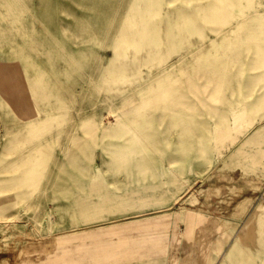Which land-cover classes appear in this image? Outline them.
Instances as JSON below:
<instances>
[{
    "label": "rangeland",
    "instance_id": "rangeland-1",
    "mask_svg": "<svg viewBox=\"0 0 264 264\" xmlns=\"http://www.w3.org/2000/svg\"><path fill=\"white\" fill-rule=\"evenodd\" d=\"M192 49L184 115L210 121L140 116L149 73ZM30 55L46 75L0 77V264H206L210 238L243 232L255 207L202 199L218 173L264 172V0H0V65L23 72ZM240 241L226 251L249 252ZM223 255L212 263H254Z\"/></svg>",
    "mask_w": 264,
    "mask_h": 264
},
{
    "label": "crops",
    "instance_id": "crops-1",
    "mask_svg": "<svg viewBox=\"0 0 264 264\" xmlns=\"http://www.w3.org/2000/svg\"><path fill=\"white\" fill-rule=\"evenodd\" d=\"M13 21V19H11ZM13 28V26H12ZM20 59H23L20 57ZM24 60V59H23ZM23 72L18 68L17 65H0V77L5 78H15L18 77L22 79V77H27V70L31 66L35 69V76L39 75H46L45 71L42 70V68H39V65L33 62L31 59V55L29 58V61L23 65ZM214 157V156H213ZM127 176H133L135 174H131ZM125 175V176H126ZM103 177V175H95L91 176V184H94L99 178ZM127 183L124 185L126 187ZM115 186L119 187V185L115 184ZM128 188V186H127ZM208 191L206 196L203 197L202 201H204L205 208L214 210L215 214H218L217 211L221 208H235V207H249L253 206L255 207L245 225V228L243 229V232L238 233L234 232L235 230L229 229L228 231L224 232V238L218 237L215 240H212L210 238L209 241L218 242V250L217 253H211L208 251V248L206 249V253H202L199 255V260L202 262H205L207 257L206 264H213L214 259L212 258H218L220 259L222 255L226 258V256H232L233 254L239 255H252L253 264H264V257L258 258L254 252L257 251V253H264V172L260 171H246L241 168L233 169L232 171H225L222 173H218V175L214 176V180L208 188H206ZM81 196L85 199H89L92 197V194L88 191H83L81 193ZM96 199L101 202L104 199H107V194L104 193H96ZM183 218L187 219H193L195 217L196 224L203 223V217L199 214H194L193 211L188 210L183 211L182 213ZM212 218H217L218 215H211ZM84 219V218H83ZM192 220H190L191 222ZM194 224V223H193ZM211 228L206 227L205 233H211L212 230H219V228L222 227L221 222L218 221H212ZM193 226V225H192ZM117 229L111 228L108 230L109 234H112ZM203 230L199 229L198 233H202ZM202 240L200 243L204 242L207 238L202 237ZM230 239H237L241 240V244L244 246L245 251L248 248L249 252H238L235 248H228L229 253L226 251V240ZM240 245V244H239ZM163 248L164 256L167 257V245L159 246V242L154 244L149 248L148 251H157L158 249ZM220 249H223V252H221ZM254 249V250H253ZM138 251V249H137ZM136 252V251H135ZM137 253V252H136ZM116 252H114L112 255L115 256ZM207 255V256H206ZM217 255V257H216ZM56 255L52 257H48L45 260H41L40 262L31 263V264H52L55 262L54 260L57 258ZM206 256V257H204ZM205 258V259H204ZM212 259V261L210 260ZM7 260L4 262L6 264ZM25 262H21V264H24Z\"/></svg>",
    "mask_w": 264,
    "mask_h": 264
},
{
    "label": "bare ground",
    "instance_id": "bare-ground-1",
    "mask_svg": "<svg viewBox=\"0 0 264 264\" xmlns=\"http://www.w3.org/2000/svg\"><path fill=\"white\" fill-rule=\"evenodd\" d=\"M261 5V3H260ZM256 17L255 19H257ZM243 31L244 29H249L246 25L238 26V30ZM201 57H196V51L188 50L183 53H178V59L164 65L160 69H155L151 71L147 77L148 82L143 90L142 94L144 97L142 101H146L145 105H142L140 111V116L151 117L154 120H163L172 124H177L180 129H193L196 130L201 128L204 123L209 122V118L203 120L200 124L197 122L196 118L193 116L184 115L185 109H195V100H189L187 97H193L195 92L200 89V85L197 84L194 79L186 77L181 65L184 60L198 61ZM211 70V69H210ZM212 69L211 71H213ZM208 75L209 73L206 72ZM180 74V75H177ZM179 76V77H178ZM176 84V85H175ZM191 93V94H188ZM190 95V96H189ZM165 108V110L173 108L175 110L183 111V116L166 115L160 114L157 109ZM154 112L159 113L155 117ZM227 120V119H226ZM140 125V120L138 121ZM204 136V131L201 133Z\"/></svg>",
    "mask_w": 264,
    "mask_h": 264
}]
</instances>
